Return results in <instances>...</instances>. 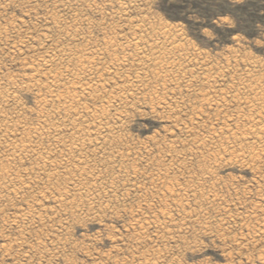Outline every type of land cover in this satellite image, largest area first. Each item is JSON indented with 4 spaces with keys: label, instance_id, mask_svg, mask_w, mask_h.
Wrapping results in <instances>:
<instances>
[{
    "label": "rangeland",
    "instance_id": "1",
    "mask_svg": "<svg viewBox=\"0 0 264 264\" xmlns=\"http://www.w3.org/2000/svg\"><path fill=\"white\" fill-rule=\"evenodd\" d=\"M215 1L167 0L166 4H162V0H0V90L4 88L6 91L0 92L4 95L0 96V99L5 98V102L0 100V118L3 115L5 117L0 121L3 129H6L9 124L7 121L11 119L13 122L21 121L20 123L25 124L30 122L29 126H24H27L26 128H33L38 124L35 119V113L38 111L35 112V94H43L46 81H43V77L40 78L43 79L42 83L38 81V75L33 83L38 81L37 84L41 83V86H34L35 89L31 83H26L27 74H31L32 69L39 67V71L43 73L48 66L47 70L52 73L63 71L60 73L64 79L62 81L68 82L72 77L65 69L68 67L74 71L75 65L66 63L67 59L59 55L60 51L88 52L93 48L92 52H95L89 59L90 65L87 66L94 68L91 67V72L85 73L89 75H83L86 77H82V83L93 86L95 92L98 90L100 95L97 92L91 97L82 96L80 101L85 98L83 102L86 104L82 101L80 103L88 104L90 108L97 110L101 109L100 107H108L105 109V121L112 127L109 126L112 132L107 134L91 132L89 136L75 135V138L70 136L69 127L65 128L66 132L60 133L61 136L45 134L46 138L42 135L38 140L18 134L13 142L11 133L7 135L6 130L0 128V145L4 147H0V172L8 171L6 178L0 173V185H4L3 188L0 186V196L4 199L0 198V264H264V144L244 135L242 118H238L245 117V121L250 113L251 106L246 104V101H249L252 95L248 96L250 91L247 87L252 79L254 82H251L250 86L255 83L251 87L257 86V93L261 92L260 89L264 91V0H227L233 4H244V7L236 12L235 18L229 15L215 16L214 10L210 8ZM226 28L234 29L235 32L230 35L222 30ZM162 33H167L168 36ZM136 42L141 46L135 47L133 44ZM85 46L86 48H83ZM173 46L177 48L172 50ZM121 48H124V51ZM153 48L163 60L162 75L166 77L163 76L161 81H164V85H161V81H155L151 75L157 71V66L144 62L151 55H157ZM167 51L173 53L169 52V55ZM97 56L99 65L95 62ZM137 56H140L139 59ZM59 61H64L65 64L61 66ZM92 62L95 65L91 64ZM168 63L171 65H166ZM138 66L145 71H140V68L137 70ZM50 67L59 69L52 71ZM170 68L174 70L171 71ZM140 72H145L143 76L149 77L145 76L144 84L149 83L144 87L134 85L133 78ZM165 78H168V81ZM9 79H13L10 84ZM257 82L260 83L259 86ZM167 83L171 84H168V88V85L165 86ZM116 85L118 88L124 85L128 91L119 92L117 95L119 89ZM27 86L31 90H28ZM66 86L64 85L65 90ZM132 86L135 89H132ZM36 87L40 91L36 90ZM9 88H12L14 93L18 92L15 94L17 96H13L16 101L6 102V94L12 92ZM64 88L61 85L57 91L63 94ZM35 91L38 92L34 93ZM115 95L124 98L122 108L119 107L120 104L110 100ZM235 95L239 99L234 98ZM245 96H248L246 100ZM125 98L126 102H129L126 105ZM107 100L109 105H105L108 104ZM17 104H22V108ZM110 105L116 106L109 108ZM55 108L51 109L53 113L59 111L58 107ZM109 112L111 115H107ZM25 115L26 118L18 117ZM59 117L58 120L52 119L50 123L54 122V126H58L63 120ZM228 125H232L230 130ZM236 127L239 128L235 130ZM57 137L59 140L55 143ZM61 137L64 142H61ZM10 142L34 145V153H23L24 157L23 154L20 156L16 153L12 160H17V156H20L19 163L18 160L9 162L7 159L11 158L12 154ZM39 142L44 152L42 147H38ZM67 142L70 143L69 146ZM7 143L8 150L3 152L7 149ZM61 143L63 144L60 145ZM59 145L64 150L66 160L62 150L58 148ZM64 145H67V148ZM77 146H80L79 149ZM50 151L53 156H49L52 154ZM78 152L82 153H79L80 157ZM38 153L43 161L47 162L46 165L39 162ZM59 153L62 157H59ZM66 154L75 157L71 160ZM83 157L87 162L83 161ZM1 158H5L6 162ZM110 160L114 163H110ZM27 161L32 165L27 164ZM66 161L71 163V166ZM78 162L82 165H77ZM60 165L73 169L69 171ZM44 166L47 167L43 168ZM31 169L35 171L31 172ZM85 171L89 173L86 174ZM75 172H78L77 175ZM103 184L109 187H102ZM10 189L13 191L11 194ZM16 189L18 195L14 194ZM4 190L8 191V194ZM45 190L53 192L49 195ZM54 191L60 197L57 194L53 197ZM43 192H46V195ZM39 193L43 196L38 195ZM76 193H79L78 196ZM15 195L17 197H14ZM73 196H76L77 200ZM87 200L91 201L87 203ZM77 204H80L82 209ZM89 204H92V207ZM27 213L31 218L27 217ZM17 215L21 216L18 218ZM40 215H43L44 219ZM23 216L26 217L25 220ZM34 217H39V221Z\"/></svg>",
    "mask_w": 264,
    "mask_h": 264
},
{
    "label": "bare ground",
    "instance_id": "2",
    "mask_svg": "<svg viewBox=\"0 0 264 264\" xmlns=\"http://www.w3.org/2000/svg\"><path fill=\"white\" fill-rule=\"evenodd\" d=\"M161 22V21H160ZM158 24H159V22H158ZM165 25H166V23H164ZM160 25V24H159ZM158 25V26H159ZM162 27H163V25H161ZM166 28H169V27H166ZM69 29V28H68ZM71 29V28H70ZM164 29V28H163ZM170 29H172V28H170ZM166 30V29H165ZM168 30V29H167ZM166 30V31H167ZM173 30V29H172ZM175 30V29H174ZM67 32H68V30H66ZM142 31V30H141ZM164 31V30H163ZM162 31V32H163ZM171 31H169V33H170ZM174 32V31H173ZM76 33H77V31H76ZM161 33V32H160ZM159 33V34H160ZM164 33V32H163ZM162 33V35H167V33L166 34H163ZM76 35V34H75ZM79 35H80V33H79ZM77 36H78V34H77ZM138 36V35H137ZM139 36H141V34L139 35ZM139 36H138V38H139ZM168 36V35H167ZM171 37H172V34L170 35ZM169 36V37H170ZM175 36V35H174ZM177 36V35H176ZM162 37V36H161ZM114 38V37H113ZM137 38V39H138ZM173 38V37H172ZM171 38V39H172ZM165 39H166V37H165ZM169 39V38H168ZM110 40V39H109ZM112 40V39H111ZM108 41V40H107ZM115 41V40H114ZM137 41H140V40H137ZM167 41L168 40H166V43H167ZM89 42V41H88ZM157 42V41H156ZM161 42V41H160ZM105 43H106V41H105ZM104 43V44H105ZM110 43V42H109ZM141 44H142V40H141V42H140ZM162 43V42H161ZM143 44H145V43H143ZM153 44V43H152ZM151 44V45H152ZM157 44H158V42H157ZM113 45V44H112ZM115 45V44H114ZM128 45V44H127ZM135 47H138L140 44L138 43V42H136V43H134L133 44ZM154 45V44H153ZM141 46V45H140ZM154 46H156V45H154ZM153 46V47H154ZM159 46V45H158ZM161 46V45H160ZM164 46V45H163ZM163 46H162V49H163ZM88 47V46H87ZM108 46H106V48H107ZM109 47H110V45H109ZM133 47V46H132ZM132 47H131V49H132ZM143 47H145V46H143ZM142 47V48H143ZM174 47V46H173ZM64 48V47H63ZM74 48V47H73ZM83 48H86V46L85 47H83ZM89 48V47H88ZM104 48V47H103ZM106 48H104V49H106ZM118 48V47H117ZM125 48V47H124ZM124 48L122 49L121 48V50H123L124 51ZM129 48V47H128ZM140 48V47H139ZM147 48V47H146ZM145 48V50H147ZM172 48V47H171ZM175 48H177V47H174V49H172V50H175ZM58 49H60L59 47H58ZM62 49V48H61ZM65 49V48H64ZM67 49V48H66ZM96 49H98L99 50V48H96ZM109 49V48H108ZM111 49H112V47H111ZM120 49V48H119ZM159 50H160V48H158ZM81 50V49H80ZM83 50H85V49H83ZM92 51L94 50V48L93 49H91ZM103 50V49H102ZM127 50V49H126ZM152 50H154V52H155V49L153 48ZM168 50V49H167ZM62 51V52H61ZM60 51V53H59V55L60 56H63L65 59H67V62L66 63H68L69 65L71 64H74L75 65V67H74V71L72 70V66L71 67H69V68H71V70L70 69H68V67L65 69L66 71L65 72H67L71 77V80H69L68 82H66V81H62V80H64V79H62V73L61 72H63V71H60L59 70V72L58 71H56V72H58V73H52L50 70H47V68H48V66H46L47 68H45L46 69V72L44 71V68H43V70L42 71H44L43 73H41L40 71H39V67L38 68H36L35 66H37V65H35L34 67V69H32L33 70V72L31 73V74H27L28 75V77H27V81H26V83L28 82V83H31V85H33V88H34V86H37V85H40L41 83H42V81L41 80H43V79H40L41 77H43L44 78V80L43 81H46V82H44L45 83V85H44V89H45V91H43V94L41 93H39L38 95L37 94H35L36 95V106H37V109L35 110V112L37 111V113H35V115H36V120H37V122H38V124H36L35 126L36 127H33V128H26V127H24L25 125H28L27 123L25 124V123H20V122H13V120L11 119V120H8L7 121V119H9V118H7L6 119V121L9 123L8 124V126H6L5 128V130H6V133L5 134H7V135H9V133H11V137H12V139H11V141L13 142L15 139V137H17L18 136V134H22V135H24V136H26V137H28V138H30V137H34L36 140H38V137H40V136H42V135H44V137L46 138V136H45V134H51V135H56V136H61L62 134H60L61 132H63V131H67L65 128H67V127H69V131L68 132H70L71 131V133H70V136L71 137H74L75 135H77V136H82V135H84V134H89V133H98L99 135L100 134H102V133H108L109 131H110V128H109V126L110 125H108V123L105 121V119H107V117H106V108H108V107H105V108H103V107H100L101 109H99V110H97V109H92V108H90V106L87 104V105H85L86 103L85 102H83V100L85 99L84 97V99L83 100H81L82 101V103H85L84 105H82L80 102V99L82 98V96H85V95H88L89 97H91L92 96V94L93 93H97L98 92V90H97V92H95L96 90H94L93 89V86H91V85H89L87 82H86V79H85V82L87 83V84H84V83H82V79L83 78H85L86 76H83V75H89V74H85L86 72H88V71H90L91 72V67L90 66H87V65H90V63H89V59H90V57L91 56H93V54H94V52H92V51H88V52H86V51H79V52H77V51H74L73 50V52L72 51H68V50H61ZM99 51H101V49L99 50ZM105 51H107V50H105ZM113 51H115L114 50V48H113ZM112 51V52H113ZM117 51V50H116ZM132 51H133V49H132ZM140 51H141V49H140ZM139 51V53H143V51H141L140 52ZM151 51V50H150ZM149 51V52H150ZM163 51V50H162ZM162 51H161V53H162ZM176 51H178L177 49H176ZM57 51H55V53H56ZM59 52V51H58ZM77 52V53H76ZM104 52V51H103ZM102 52V53H103ZM118 52V51H117ZM117 52H113V53H117ZM134 52V51H133ZM137 52V53H136ZM135 53H136V55L138 54V51H136ZM146 52H148V51H146ZM151 52H153V51H151ZM158 52V51H157ZM160 52V51H159ZM165 52V51H164ZM169 52L170 51H167L166 53H168L169 54ZM79 53V54H78ZM97 53V52H96ZM107 53H108V51H107ZM106 53V54H107ZM110 53V52H109ZM124 53V52H123ZM170 53H173V51L172 52H170ZM53 54V53H52ZM105 54V55H106ZM153 54V53H152ZM157 53L155 52V55H156ZM165 54V53H164ZM164 54H162V55H164ZM167 54V55H168ZM56 55V54H55ZM98 55V54H97ZM104 55V54H103ZM116 55V54H115ZM117 55H118V53H117ZM125 54H123V56H124ZM140 55V54H139ZM149 55V54H148ZM159 55H160V53H159ZM166 55V54H165ZM170 55V54H169ZM173 55V54H172ZM171 55V56H172ZM54 56V55H53ZM96 56V55H95ZM131 56V55H130ZM145 56H147V55H145ZM150 56V55H149ZM157 56V57H156ZM155 57H153V55H151V57L150 58H147L146 59V57H145V59H146V61H144V62H146L147 64H152V65H154V66H157V71L155 70L154 72H152L151 73V75H152V77L155 79V81L157 80L158 82L159 81H161V79H163L164 77H166V76H164V75H162V73H163V71H162V65H163V60H161L159 57H161V55L158 57V54L156 55ZM48 57V56H47ZM98 57V56H97ZM105 57V56H104ZM103 57V58H104ZM117 57V56H116ZM135 57V56H134ZM138 57V56H137ZM140 57V56H139ZM139 57H138V59H139ZM165 57H167V56H165ZM175 57V55L173 56V58ZM53 58V57H52ZM55 58H56V56H55ZM63 58V59H64ZM103 58H101V59H103ZM111 58V57H110ZM122 58V57H121ZM124 58V57H123ZM129 58V57H128ZM142 58V57H141ZM172 58V59H173ZM51 59V58H50ZM98 59H99V57L97 58V61H95V62H97V64H98ZM109 59V58H108ZM118 59H120V58H118ZM169 59H171L170 58V56H169ZM56 60H57V62H58V59L56 58ZM55 60V61H56ZM61 60V59H60ZM114 60V59H113ZM126 60H127V57H126ZM165 60H167V58L165 59ZM42 61V60H41ZM92 61H93V59H92ZM128 61V60H127ZM142 61V62H143ZM169 61V60H168ZM171 61V60H170ZM43 62V61H42ZM42 62H40L41 64H42ZM56 62V63H57ZM117 62V61H116ZM143 62V64L145 65L146 63H144ZM167 61H165V63H166ZM178 62V61H177ZM39 63V64H40ZM47 63V62H46ZM45 63V64H46ZM60 63H62V62H60L59 61V65H60ZM63 63H64V61H63ZM63 63L61 64V66L63 65ZM99 63H100V61H99ZM111 63H115V62H112L111 61ZM124 63V62H123ZM141 63V61L139 62V64ZM173 63H175V62H173ZM172 63V64H173ZM40 64V65H41ZM45 64L43 65V66H45ZM48 64V63H47ZM65 64V63H64ZM67 64V65H68ZM91 64H93V62L91 63ZM117 64V63H116ZM115 64V65H116ZM138 64V65H139ZM178 64V63H177ZM52 65V64H51ZM55 65V64H54ZM68 65V66H69ZM93 65H95V63L93 64ZM99 65V64H98ZM120 64H118V66H119ZM143 65V66H144ZM166 65H169V63L168 64H166ZM165 65V66H166ZM170 65H171V63H170ZM169 65V66H170ZM55 66H57V65H55ZM113 66V65H112ZM121 66V65H120ZM126 66V65H125ZM140 66V65H139ZM137 67V70H138V68H140V67ZM143 66H141V67H143ZM148 66V65H147ZM164 66V65H163ZM173 66H175L174 64H173ZM177 66V65H176ZM175 66V67H176ZM98 67V66H97ZM97 67H95L96 69H97ZM116 67V66H115ZM122 67V66H121ZM146 67V66H145ZM149 67V66H148ZM172 67V66H171ZM51 68V70L52 71H54L53 69H55V68H53L52 69V67H50ZM57 69H55V70H58L59 68L58 67H56ZM62 68V67H61ZM92 68H94V67H92ZM117 68V67H116ZM124 68V67H123ZM163 68H165V67H163ZM167 68V67H166ZM40 69H41V66H40ZM95 69V70H96ZM117 69H119V68H117ZM155 69V68H154ZM168 69V68H167ZM62 70H64L63 68H62ZM140 71L141 70H144V68L142 69V68H140L139 69ZM170 70H171V68H170ZM174 70V69H173ZM173 70H171V71H173ZM176 70V69H175ZM30 71H31V69H30ZM30 71L28 72V73H30ZM50 71V72H49ZM93 71H94V69H93ZM98 71V70H97ZM116 71V70H115ZM145 71V70H144ZM170 71V72H171ZM95 72V71H94ZM93 72V73H94ZM165 72V71H164ZM166 72H167V70H166ZM61 73V74H60ZM96 73V72H95ZM138 73V72H137ZM26 74V73H25ZM66 74V73H65ZM145 74V72H142V74H141V72H140V74H136V76H134V85L136 86V84L138 85V86H140V85H142L143 87L144 86H146L145 84H147V83H149V82H146L145 84H144V78H145V76H147V75H145V76H143ZM164 74V73H163ZM167 74V73H166ZM39 75V76H38ZM64 75V74H63ZM69 75H67V76H69ZM168 75H169V72H168ZM37 76H38V79H37ZM164 76V77H163ZM64 77V76H63ZM83 77V78H82ZM94 77V76H93ZM92 77V78H93ZM97 77H99L98 75H97ZM244 77H246V76H244ZM252 77V76H251ZM9 78V77H8ZM25 78H26V76H25ZM66 78V77H65ZM96 78V77H95ZM146 78H149L148 76L146 77ZM168 78H169V76H168ZM168 78H165L166 80L168 79ZM4 79H6V77H4L3 78V80ZM16 79V78H15ZM23 79H24V77H23ZM22 79V80H23ZM40 80L41 81V83L40 84H37V82L34 84L33 82H35L34 80ZM98 79V78H97ZM130 79V78H129ZM252 79V78H251ZM1 80V79H0ZM8 80V79H7ZM13 80V79H12ZM11 79H9V84L11 83V81H12ZM21 80V79H20ZM90 80V79H89ZM91 80H93V79H91ZM95 80V79H94ZM131 80V82H133ZM5 81V80H4ZM163 81V80H162ZM161 81V85L163 84L164 85V81L162 82ZM168 81V80H167ZM166 81V82H167ZM169 81H170V79H169ZM172 81H174V80H172ZM172 81H171V83H172ZM242 81V80H241ZM251 81V80H250ZM1 82V81H0ZM18 82V81H17ZM96 82H98V81H96ZM123 82V81H122ZM121 82V83H122ZM130 82V81H129ZM165 82V83H166ZM246 82V81H245ZM248 82V81H247ZM251 82H254L253 81V79H252V81ZM250 82V84H252ZM4 83H6V81L4 82ZM8 83V82H7ZM19 83H20V81H19ZM19 83H17V84H19ZM100 83V82H99ZM120 83V84H121ZM124 83H125V81H124ZM128 83V82H127ZM151 83V82H150ZM244 83V82H243ZM3 84V83H2ZM14 84H16L15 82H14ZM92 84V83H91ZM131 85H132V83H130ZM130 84H128L129 86H130ZM169 83H167L165 86H167ZM241 84V83H240ZM245 84H247L248 85V83H245ZM250 84L247 86L248 88H249V91H250V93L248 94L247 93V91H246V94H248V96H250V94H252L251 95V97H250V100H249V98H248V100L249 101H246V104H250V106H251V109H250V117H249V114H247L248 116H246V120L244 121L243 120V118L245 119V117H238V118H242V121H243V126H242V128L244 127L245 128V131H244V135H247V137L249 136L250 137V139L251 140H254V141H256L257 143H261V144H264V124H263V122H264V91L262 92V90L263 89H260L261 90V92H260V90H258L260 93H257L256 92V90L255 89H257L258 87L257 86H255L254 88H252L253 87V85H255V83H253V85H251L250 86ZM256 84H258V82L256 83ZM260 84V83H259ZM259 84H258V86H259ZM12 85V84H11ZM23 85H24V83H23ZM27 85V84H26ZM25 85V86H26ZM30 84H28V86H29ZM61 85H63V88H64V85H67L66 86V90H65V88L63 89L65 92H63V94H60L57 90H58V88L61 86ZM98 85V84H97ZM126 85V84H125ZM128 85L126 86V87H128ZM148 85V84H147ZM150 85V84H149ZM169 85H171V84H169ZM169 85L167 86V88L169 87ZM243 84H241V86H242ZM6 86V85H5ZM10 86V85H9ZM8 86V87H9ZM27 86V87H28ZM41 86V85H40ZM39 86V87H40ZM121 86V85H120ZM165 86L163 87V88H165ZM173 86V85H172ZM171 86V87H172ZM250 86V87H249ZM1 87H2V85H1ZM1 87H0V89H1ZM12 87V86H11ZM15 87V86H14ZM32 87V86H31ZM38 87V86H37ZM36 87V90H39L40 91V89H41V87H40V89H38ZM96 87V86H95ZM116 87H117V85H116ZM115 87V89L117 90V88ZM141 87V86H140ZM175 87V86H174ZM262 87V86H261ZM16 88V87H15ZM26 88V87H25ZM29 88L30 87H28V90H29ZM97 88V87H96ZM100 88V87H99ZM98 88V89H99ZM130 88V87H129ZM132 89H135V88H133V86L131 87ZM138 88V87H137ZM146 88V87H145ZM166 88V89H167ZM4 88H2V90H3ZM10 89V88H9ZM8 89V90H9ZM12 89V88H11ZM10 89V90H11ZM20 89H23V88H20ZM35 89V88H34ZM119 90H117V92H116V90H115V92L117 93V95L119 94V92H121V93H125L126 91H128L127 89H125V86L123 85V86H121L120 88H118ZM132 89L130 90L129 89V91H132ZM238 89H239V87H238ZM244 89V88H243ZM2 90H0V92L2 91ZM5 90V89H4ZM3 90V91H4ZM6 90H7V88H6ZM13 90V89H12ZM11 90V91H12ZM14 90H16V89H14ZM30 90H31V88H30ZM43 90V89H42ZM62 90V91H63ZM143 90H145V89H143ZM175 90V89H174ZM59 91H61V89L59 90ZM166 91V90H165ZM167 91H168V89H167ZM229 91V90H228ZM232 91H233V89H232ZM4 92H6V91H4ZM13 93H14V91H12ZM12 92H10V93H8V94H6V97H7V100H6V102H8V101H16L15 100V97H13V96H17V95H15V94H18V92L17 93H14V95H13V93ZM38 92V91H37ZM36 91L34 92V93H37ZM114 92V91H113ZM114 92V93H115ZM134 92V91H133ZM243 92V91H242ZM245 92V91H244ZM243 92V93H244ZM12 93V94H11ZM113 93V94H114ZM130 94H131V92H129ZM135 93V92H134ZM233 93H235V92H233ZM233 93H231V94H233ZM240 92H238V94H239ZM2 94V93H1ZM0 94V96H4V95H1ZM98 94H99V92H98ZM112 94V95H113ZM129 94V95H130ZM138 94V93H137ZM236 95H237V93H235ZM245 94V95H246ZM94 95V94H93ZM100 95V94H99ZM98 95V96H99ZM122 95V94H121ZM121 95L120 96H112V98L113 99H110V100H114V103H117L118 105L120 104V106L119 107H123L121 104H123L124 102H123V100H124V98L122 97V99H121ZM126 95V94H125ZM124 95V96H125ZM234 95V94H233ZM236 95H235V97L234 98H236ZM241 94H239V96H240ZM97 96V95H96ZM126 96H128V95H126ZM131 96V95H130ZM133 96V95H132ZM225 96V95H224ZM228 96H230V95H228ZM227 96V97H228ZM239 96H237V97H239ZM248 96H245L244 98V100H246L247 98L246 97H248ZM100 98H102L101 96H99ZM98 97V98H99ZM104 97V96H103ZM233 97V96H232ZM1 98V97H0ZM17 98V97H16ZM223 98V97H222ZM234 98H233V100H234ZM19 100H20V98H18ZM87 99V98H86ZM88 99H90V98H88ZM128 99V98H127ZM231 99V98H230ZM236 99H239V98H236ZM0 100H2V99H0ZM95 100H96V98H95ZM98 100V99H97ZM100 100V99H99ZM98 100V101H99ZM102 100H103V98H102ZM21 101V100H20ZM89 101H91V99L89 100ZM225 101H226V99H225ZM2 102H5V98L2 100ZM87 102V101H86ZM95 102V101H94ZM101 102V101H100ZM106 102H108V104H105V102H104V104L105 105H109V101L107 100ZM111 102V101H110ZM128 102V101H127ZM126 98H125V105H126ZM221 102V101H220ZM244 102V101H243ZM10 103V102H9ZM9 103H8V105H9ZM22 103V102H21ZM93 103V102H92ZM129 103V102H128ZM223 103V102H222ZM15 104V103H14ZM94 104V103H93ZM96 104V103H95ZM94 104V105H95ZM103 104V103H102ZM111 104V103H110ZM245 104V105H246ZM5 105H6V103H5ZM17 105H20V104H17ZM16 105V106H17ZM22 105V104H21ZM21 105H20V107H21ZM92 105V104H91ZM94 105H92L93 107H94ZM124 105V106H125ZM7 106V105H6ZM10 106H12V104L10 105ZM55 106L56 107H58L59 109V111H57V112H54L53 113V111L51 110V109H53V108H55ZM89 106V107H88ZM101 106V105H100ZM104 106V105H103ZM114 106H116V105H114ZM113 106V107H114ZM1 107V106H0ZM13 107V106H12ZM18 107V106H17ZM16 107V108H17ZM110 107H112L111 105L109 106V108ZM112 107V108H113ZM248 107L249 106H247V109H248ZM2 108V107H1ZM0 108V109H1ZM5 108V107H4ZM19 108V107H18ZM22 108V107H21ZM49 108H50V110H49ZM95 108V107H94ZM96 108H97V106H96ZM115 108V107H114ZM118 108V107H117ZM9 109V108H8ZM13 109H14V107H13ZM26 109V108H25ZM28 109V108H27ZM119 109V108H118ZM3 110H5V109H3ZM2 110V111H3ZM16 110V109H15ZM18 110V109H17ZM54 110H56V108L54 109ZM110 110V109H109ZM113 110V109H112ZM7 111V110H6ZM10 111H12V110H10ZM25 111H28V110H25ZM49 111V112H48ZM51 111V112H50ZM114 111H116V110H114ZM118 111V110H117ZM248 111V110H247ZM18 112V111H17ZM34 112V111H33ZM21 114H22V109H21V112H20ZM119 113V112H118ZM2 114V113H1ZM4 114H5V112H4ZM13 114H14V111H13ZM108 114H110V112L109 113H107V115ZM240 114V113H239ZM239 114H237V115H239ZM241 114H243V113H241ZM23 115H24V113H23ZM59 117V116H61L62 117V121H61V119H60V121H61V123H59V125L57 126H54V122H52V123H50L51 121H52V119H57V117ZM111 115V114H110ZM4 116V115H3ZM1 117V118H5V117ZM10 116H11V112H10ZM13 116V115H12ZM17 116V115H16ZM15 116V117H16ZM120 116V115H119ZM242 116V115H241ZM6 117H7V115H6ZM9 117V116H8ZM19 118H26V115H25V117H23V116H18ZM113 117V116H112ZM116 117H118V115L116 116ZM115 117V118H116ZM249 117V118H248ZM1 118H0V121H1ZM12 118V117H11ZM14 118V117H13ZM18 118V119H19ZM60 118V117H59ZM58 118V119H59ZM83 118H85L83 121H82V119ZM15 119V118H14ZM29 119V118H28ZM57 119V120H58ZM109 119V118H108ZM118 119H119V117H118ZM236 120H237V118H235ZM4 120V119H3ZM25 120V119H24ZM27 120V119H26ZM25 120V121H26ZM30 121V120H29ZM33 121V120H32ZM107 121H109V120H107ZM111 121V120H110ZM109 121V122H110ZM228 121V120H227ZM241 121V122H242ZM27 122H28V120H27ZM36 122V123H37ZM230 122V121H229ZM235 122V121H234ZM238 122V121H237ZM236 122V123H237ZM241 122H239V123H241ZM112 123V122H111ZM5 124V123H4ZM56 124V123H55ZM230 124V123H229ZM233 124V123H232ZM6 125V124H5ZM21 125V126H20ZM31 125V124H30ZM50 125V126H49ZM111 125H113V127H114V123H112ZM223 125V124H222ZM234 125V124H233ZM1 126V125H0ZM29 126V125H28ZM32 126H33V124H32ZM61 126H63L64 128H61ZM229 127V130H230V126H232V125H228ZM245 126H247V128L245 127ZM24 127V128H23ZM111 127V126H110ZM116 127V126H115ZM224 127V126H223ZM234 127V126H233ZM0 128H2L3 129V126H1ZM112 128V127H111ZM116 128H118V127H116ZM115 128V129H116ZM222 128V127H221ZM232 128V127H231ZM239 128V127H238ZM237 127L235 128V130H237L238 129ZM243 128V129H244ZM240 129H241V127H240ZM242 129V130H243ZM4 130V129H3ZM4 130V131H5ZM113 130V129H112ZM234 130V129H233ZM116 131V130H115ZM221 131V130H220ZM240 131V130H239ZM1 132V131H0ZM67 132V133H68ZM110 132H112V131H110ZM222 132H223V128H222ZM234 132H236V131H234ZM2 133V132H1ZM66 133V134H67ZM114 133V132H113ZM116 133V132H115ZM118 133V132H117ZM105 134V135H106ZM97 135V134H96ZM103 135V134H102ZM234 135V134H233ZM67 136H68V134H67ZM85 136V135H84ZM89 136V135H88ZM7 137V136H6ZM10 137V138H11ZM20 137V136H19ZM63 138H65L64 136H62ZM62 137L60 138V140H61V142L63 141L62 140ZM96 137V136H95ZM100 137V136H99ZM105 137V136H104ZM107 137V136H106ZM244 137V136H243ZM3 138H4V136H3ZM44 138V139H45ZM58 138V139H57ZM56 138V140H55V138H54V140H55V143H58V140H59V137H57ZM75 138V137H74ZM78 138V137H77ZM81 138V137H80ZM5 139L6 138H4V142H5ZM17 139V138H16ZM49 139H50V141H51V138L49 137ZM92 139V138H91ZM95 139V138H94ZM245 139H246V137H245ZM75 140H77V139H74V141ZM2 141H3V139H2ZM67 141V140H66ZM65 141V142H66ZM0 142H1V139H0ZM3 142V143H4ZM7 142H8V140H7ZM34 142H36L35 140H34ZM64 142V141H63ZM68 142H70V139H69V141ZM67 142V143H68ZM92 142V141H91ZM6 143V142H5ZM40 143V142H39ZM55 143H53V144H55ZM90 143V142H89ZM1 144V143H0ZM10 144H11V142H10ZM9 144V145H10ZM15 144H16V142H15ZM15 144H11V147L10 148H12V154H11V158H9V159H7V161H9V162H12V161H17L18 160V157L20 158V156H22V155H20V154H23V153H25V154H30V153H34L33 152V150H34V148H33V146L32 145H30V144H28V143H23V142H18L16 145ZM41 144V143H40ZM40 144H39V146L38 147H42V144H41V146H40ZM63 143H61L60 145H62ZM69 144L70 143H68V146H69ZM86 144V143H85ZM85 144H83V145H85ZM6 146H7V149L6 150H3V152L4 151H7L8 150V143L7 144H5ZM45 145V144H44ZM49 145V144H48ZM51 145V144H50ZM49 145V146H50ZM60 145H59V147L58 148H60ZM77 145V144H76ZM79 145H80V143H79ZM35 146H37V145H35ZM52 146V145H51ZM50 146V147H51ZM56 146H58L57 144H56ZM65 146V148H67L66 146L67 145H64ZM74 146V145H73ZM82 146V145H81ZM0 147H3V146H1L0 145ZM38 147H37V149H38ZM50 147H48V148H50ZM78 147V146H77ZM80 147V146H79ZM79 147H78V149H79ZM4 148V147H3ZM2 148V149H3ZM69 148V147H68ZM74 148V147H73ZM42 149V151L44 150L43 149V147L41 148ZM52 149V148H51ZM50 149V150H51ZM53 149H55L54 147H53ZM53 149H52V151H53ZM57 149V148H56ZM64 149V148H63ZM82 149V148H81ZM95 149V148H94ZM40 150V149H39ZM62 149L60 148V151H61ZM83 150V149H82ZM35 151H36V149H35ZM38 151V150H37ZM36 151V152H37ZM55 152H58V150L56 151V150H54ZM59 151V152H60ZM63 151V152H62ZM61 151V153H63V155L65 156V154H64V150H62ZM72 151V150H71ZM71 151L69 152V153H71ZM78 151V150H77ZM76 151V152H77ZM81 151V150H80ZM1 152V151H0ZM2 152V153H3ZM41 152V151H40ZM44 152V151H43ZM46 152L47 151H45V154H46ZM51 152V151H50ZM91 152V151H90ZM6 153V152H5ZM8 154H9V152H7ZM16 153H19V155L20 156H17V160H12L13 158H15V156L17 155ZM49 153V152H48ZM52 153V152H51ZM67 153H68V150H67ZM73 153H75V151L73 152ZM79 153H81V152H78V154ZM44 154V155H45ZM57 155V153H54V155ZM82 154V153H81ZM81 154H79L78 156L80 157L81 156ZM85 154V153H84ZM38 155L40 156V154L38 153ZM53 156V153L52 154H50L49 156ZM55 155V156H56ZM59 155H60V153H59ZM67 155V157H68V155L69 154H66ZM88 155V154H87ZM91 155V154H90ZM93 155V154H92ZM113 155V154H112ZM120 156H121V158H122V155L121 154H119ZM26 157H27V155H25ZM31 156V155H30ZM29 156V157H30ZM38 156V157H39ZM70 156V158H71V160H72V157L74 156H71V155H69ZM77 156V155H76ZM82 156H84V155H82ZM111 156V155H110ZM114 156V155H113ZM2 157H4V156H2ZM8 157H10V155L8 156ZM22 157H24V154H23V156ZM29 157L27 158V160H29ZM32 157V156H31ZM37 157V156H36ZM44 157V156H43ZM59 157H62L61 155L59 156ZM75 157V156H74ZM78 157V158H79ZM85 157V156H84ZM84 157H83V161H84ZM92 157V156H91ZM109 157V156H108ZM6 158H7V156H6ZM33 158H35V156L33 157ZM47 158H48V156H47ZM50 158V160H49V163L51 162V157H49ZM54 158H57V157H54ZM70 158H69V161H70ZM85 158H87V156L85 157ZM110 158V157H109ZM116 158H118V157H116ZM105 159H106V157H105ZM1 160H5V158H1ZM12 160V161H11ZM37 160H38V158H37ZM60 160V158H58V161ZM61 160H62V158H61ZM63 160H64V157H63ZM65 160H66V156H65ZM64 160V161H65ZM122 160H123V158H122ZM22 161V160H21ZM20 161V162H21ZM25 161H26V158H25ZM35 161V160H34ZM42 162V164L43 165H46L47 164V162H44L43 161V158H41V156H40V158H39V162ZM46 161H48V160H46ZM55 161V160H54ZM53 161V162H54ZM78 161V160H77ZM80 161H82L81 160V158H80ZM4 162H6V160L4 161ZM8 162V164H10ZM30 162H31V158H30ZM29 161H27V164L28 163H30ZM63 162V161H62ZM61 162V163H62ZM67 162V161H66ZM65 162V163H66ZM71 162V161H70ZM84 162H87V161H84ZM89 162V161H88ZM110 163L111 162H113V160L111 161H109ZM0 163H1V161H0ZM17 163H19V160H18V162ZM23 163V162H22ZM56 163V162H55ZM68 163V162H67ZM72 163H75V162H72ZM90 163V162H89ZM114 163V162H113ZM3 164V163H2ZM7 164V163H6ZM5 164V165H6ZM7 164V165H8ZM24 164V163H23ZM31 164V163H30ZM63 164V163H62ZM69 165L71 164V163H68ZM11 165V164H10ZM9 165V166H10ZM15 165H17V164H15ZM19 165V164H18ZM32 165V164H31ZM35 165H39V164H35ZM51 165H52V163H51ZM51 165L49 164V166H50V168H52L51 167ZM67 165V164H66ZM77 165H82L81 164V162H78L77 163ZM92 165V164H91ZM96 165V164H95ZM1 166H3V165H1ZM23 166V165H22ZM22 166H20V167H22ZM48 166V165H47ZM47 166H44L43 168H46ZM60 166H62V165H60ZM71 166V165H70ZM69 166V167H70ZM73 166H74V164H73ZM93 166V165H92ZM5 168H6V166H4ZM16 167V166H15ZM14 167V168H15ZM54 167H56V166H54ZM58 167V166H57ZM62 167H66L67 169L66 170H72L71 169V167L68 169V166H62ZM61 167V168H62ZM80 167V166H79ZM89 167H90V165H89ZM95 167V166H94ZM10 168V167H9ZM19 168V167H18ZM17 168V169H18ZM30 168H32V167H30ZM81 168V167H80ZM80 168H78V169H80ZM87 168V167H86ZM86 168H84V169H86ZM7 169V168H6ZM11 169H13V168H11ZM20 169V168H19ZM22 169H23V167H22ZM40 169V168H39ZM49 169V168H48ZM58 169H60V168H58ZM91 169V168H90ZM96 169V168H95ZM0 170H2V169H0ZM21 170V169H20ZM34 171H35V169H33ZM32 169L30 170L31 172L33 171ZM43 170V169H42ZM69 170V171H70ZM80 170H82V169H80ZM87 170H88V168H87ZM12 171V170H11ZM11 171H9V172H11ZM33 171V172H34ZM40 171V170H39ZM59 171V170H58ZM65 171V170H64ZM68 171V172H69ZM76 171H77V169H76ZM79 171V170H78ZM83 171V170H82ZM82 171H80V172H82ZM92 171H94V168L92 169ZM100 171V170H99ZM2 172V171H1ZM0 172V173H1ZM51 172V171H50ZM63 172V171H62ZM7 173H8V171H4V172H2V176H4L5 178L7 177ZM18 173V172H17ZM16 173V174H17ZM20 173V172H19ZM52 173H55V172H52ZM66 173V172H65ZM65 173H63V174H65ZM72 173V172H71ZM76 173V172H75ZM78 173V172H77ZM77 173H76V175H77ZM85 173H86V171H85ZM85 173H83V175L85 174ZM87 173H89V172H87ZM86 173V174H87ZM91 173V172H90ZM94 173V172H93ZM95 173H97V172H95ZM100 173V172H99ZM14 174V173H13ZM34 174V173H33ZM57 174V173H56ZM70 174V173H69ZM85 174V175H86ZM92 174V173H91ZM91 174H90V177H92L91 176ZM18 175V174H17ZM52 175V174H51ZM72 175V174H71ZM81 175V174H80ZM80 175H78V176H80ZM89 175V174H88ZM92 175H94V174H92ZM98 175V174H97ZM101 175V174H100ZM100 175H99V178H100ZM1 176V175H0ZM2 176H1V179H0V181L2 180ZM8 176L10 177V175L8 174ZM13 176V178H17L16 176L14 177V175H12ZM19 176H21V174L19 175ZM50 176V175H49ZM53 176H54V174H53ZM31 177V176H30ZM51 177V176H50ZM49 177V178H50ZM73 177H75V176H73ZM81 177H82V175H81ZM80 177V178H81ZM87 177V176H86ZM94 177H95V175H94ZM103 177V176H102ZM4 178V179H5ZM10 178H12V177H10ZM9 178V179H10ZM23 178V177H22ZM37 178V177H36ZM47 178V177H46ZM32 179V178H31ZM55 179V178H54ZM54 179L52 180V181H54ZM72 179V178H71ZM90 179V178H89ZM93 179V178H92ZM103 179V178H102ZM10 180H12V179H10ZM16 180V179H15ZM36 180V179H35ZM46 180H48V178L46 179ZM73 180V179H72ZM86 180V179H85ZM101 180V179H100ZM49 181V180H48ZM47 181V183H49ZM76 181V180H75ZM74 181V182H75ZM83 181V180H82ZM97 181H99L98 180V176H97ZM102 181V180H101ZM100 181V182H101ZM13 182H14V180H13ZM73 182V183H74ZM76 182H78V181H76ZM90 182V181H89ZM103 182V181H102ZM3 183V182H2ZM4 183H5V180H4ZM9 183V181L8 182H6V185ZM16 183H17V180H16ZM30 183V182H29ZM45 183H46V181H45ZM54 183H55V181H54ZM83 183V182H82ZM87 183V182H86ZM94 183V182H93ZM96 183H98V182H96ZM96 183H95V185H96ZM11 184H12V182H11ZM10 184V186H12ZM50 184V183H49ZM74 184H76V183H74ZM78 184H80V183H78ZM83 184H85V183H83ZM9 185V184H8ZM7 185V186H8ZM13 185H15L14 183H13ZM20 185V184H19ZM25 185H27V184H25ZM45 185V184H44ZM57 185H58V183H57ZM56 185V186H57ZM86 185V184H85ZM90 186H91V184H89ZM95 185H94V187H95ZM98 185L100 186V184L98 183ZM101 185H102V183H101ZM104 185L105 184H103V186L102 187H104ZM2 188H3V186L2 185H0ZM9 186V187H10ZM50 186H51V184H50ZM55 186V185H54ZM55 186V187H56ZM76 186V185H75ZM82 186V185H81ZM80 186V187H81ZM84 186V185H83ZM105 186H107L106 188H108L109 186L106 184ZM8 187V188H9ZM47 187V186H46ZM55 187H54V189H55ZM79 186H78V188H80ZM86 187V186H85ZM97 187V186H96ZM101 187V188H102ZM6 188V187H5ZM11 188V187H10ZM13 188V187H12ZM17 188V187H16ZM51 188H52V186H51ZM76 188V187H75ZM93 188V187H92ZM92 188H90V189H92ZM18 189V188H17ZM15 190L14 192V194H17L18 195V190ZM25 189V188H24ZM29 189V188H28ZM53 189V190H54ZM63 189H65V188H63ZM77 189V188H76ZM82 189V188H81ZM95 189H98V188H95ZM1 190V189H0ZM9 190V189H8ZM11 191H9L10 192V194H11V192L13 193V191H12V189H10ZM44 190V189H43ZM42 190V191H43ZM48 190V189H47ZM88 191H89V189H87ZM86 190V191H87ZM5 191V190H4ZM21 191H23V190H21ZM21 191H19L20 192V194L22 193ZM35 191V190H34ZM46 191V190H45ZM60 191V190H59ZM65 191V190H64ZM74 191V190H73ZM77 191H79V190H77ZM81 191V190H80ZM86 191L85 192H83L84 194L86 193ZM106 191H107V189H106ZM8 191H5V193H7ZM47 192V191H46ZM46 192H43V193H45V195H46ZM49 192V193H48ZM47 192V194H51L50 192H53V191H48ZM75 192V191H74ZM95 192V191H94ZM98 192V191H97ZM102 192V191H101ZM1 193H2V191H1ZM62 193V192H61ZM65 193H67V192H65ZM91 194H92V192H90ZM103 193V192H102ZM8 194V193H7ZM7 194H5V195H7ZM19 194V195H20ZM54 194H55V191H54V193H53V197H54ZM57 195H58V193H56ZM55 194V195H56ZM77 194H79V193H76L75 195H77ZM91 194H90V196H91ZM99 194H100V191H99ZM0 195H2V194H0ZM24 195V197H25V194H23ZM22 195V196H23ZM38 195H42V194H38ZM37 194H36V196H38ZM61 195V194H60ZM62 195H63V193H62ZM93 195V194H92ZM43 196V195H42ZM59 196V195H58ZM67 196V195H66ZM65 196V197H66ZM69 196V195H68ZM78 196V195H77ZM85 196V195H84ZM86 196H87V194H86ZM96 196V195H95ZM3 197V196H2ZM6 197H8V196H6ZM14 197H17L16 195L14 196ZM19 197V196H18ZM45 197V196H44ZM50 197V196H49ZM60 197V196H59ZM59 197H56V199L57 198H59ZM65 197H63V198H65ZM74 198L76 197V196H73ZM80 197H82V195H80ZM88 197V196H87ZM86 197V198H87ZM97 197V196H96ZM96 197H94V198H96ZM0 198H1V196H0ZM32 198H34V197H32ZM36 198H38V197H36ZM41 198H43V197H40V199ZM45 198H48V197H45ZM67 198H69V197H67ZM83 198V197H82ZM81 198V199H82ZM89 198V197H88ZM93 198V199H94ZM1 199H3V198H1ZM0 199V200H1ZM5 199H7V198H5ZM9 199H10V197H9ZM49 199V198H48ZM55 199V198H54ZM53 199V200H54ZM76 199V198H75ZM74 199V200H75ZM78 199H80V198H78ZM80 199V200H81ZM92 199V198H91ZM4 200V199H3ZM11 200V199H10ZM32 200H34V199H32ZM31 200V201H32ZM39 200V199H38ZM47 200V199H46ZM51 200H52V196H51ZM61 200H62V198H61ZM66 200V199H65ZM64 200V201H65ZM73 200V199H72ZM73 200V201H74ZM77 200V199H76ZM79 200V201H80ZM85 200V199H84ZM95 200V199H94ZM36 201V200H35ZM40 201H42V200H40ZM45 201V200H44ZM56 201V200H55ZM78 201V202H79ZM89 200H87V203H89L88 202ZM5 202V201H4ZM12 202V201H11ZM33 202V201H32ZM57 202V201H56ZM58 202H59V200H58ZM69 203H70V201H68ZM67 202V203H68ZM77 202V201H76ZM6 203V202H5ZM38 203V202H37ZM40 203V202H39ZM65 203V202H64ZM72 203H74V202H72ZM60 204V203H59ZM85 204V206L87 205L86 203H84ZM83 204V205H84ZM2 205V204H1ZM29 205V204H28ZM27 205V206H28ZM36 205V204H35ZM64 205V204H63ZM73 205H75V204H73ZM77 205H79L80 206V204H77ZM90 205V204H89ZM88 205V206H89ZM92 205V204H91ZM90 205V206H91ZM31 206V205H30ZM81 206H82V203H81ZM81 206H80V208H81ZM34 207V206H33ZM61 207V206H60ZM69 207V206H68ZM72 207V206H71ZM76 207V206H75ZM83 208H85L84 206H82ZM92 207V206H91ZM63 208V207H62ZM65 208V207H64ZM63 208V209H64ZM90 208V207H89ZM88 208V209H89ZM30 209H31V207H30ZM68 209V208H67ZM75 209V208H74ZM73 209V210H74ZM76 209H78V208H76ZM82 209V208H81ZM91 209V208H90ZM33 210V209H32ZM31 210V211H32ZM43 209H41V211H42ZM46 210V209H45ZM66 210V209H65ZM64 210V211H65ZM86 210V209H85ZM92 210V209H91ZM44 211V210H43ZM42 211V212H43ZM72 211V210H71ZM75 211H78V210H75ZM80 211V210H79ZM24 212V211H23ZM22 212V213H23ZM26 212H28L27 210H26ZM35 212V211H34ZM42 212H40V213H42ZM45 212V211H44ZM49 212V211H48ZM67 212V211H66ZM74 212V211H73ZM15 213V212H14ZM25 213V212H24ZM39 213V214H40ZM71 213V212H70ZM30 214V213H29ZM32 214V213H31ZM43 214V213H42ZM67 215V214H66ZM69 215V214H68ZM73 215V214H72ZM72 215H70V216H72ZM16 216V215H15ZM19 216H21V215H19ZM19 216L17 215V217L19 218ZM34 216V215H33ZM37 216V215H36ZM35 216V217H36ZM16 217V218H17ZM27 217H30V216H28V213H27ZM34 217V218H35ZM40 217L42 218V219H44L43 218V215L41 216L40 215ZM45 217V216H44ZM5 218V217H4ZM22 218V217H21ZM20 218V219H21ZM23 218H24V216H23ZM26 218V217H25ZM25 218H24V220H25ZM31 218V217H30ZM33 218V219H34ZM39 218V217H38ZM37 218V219H38ZM36 219V218H35ZM36 219V220H37ZM32 220V219H31ZM23 221V220H22ZM33 221V220H32ZM37 221H39V219L37 220ZM41 221V220H40ZM8 222V221H7ZM28 222V221H27ZM34 222V221H33ZM36 222V221H35ZM49 222V221H48ZM37 223V222H36ZM40 223V222H39ZM31 224H33V223H31ZM41 225H42V223H40ZM16 225V224H15ZM18 227V226H17ZM50 227V226H49ZM26 231V230H25ZM29 233H31V232H29ZM12 243V242H11ZM41 245V244H40ZM56 245V244H55ZM59 245V244H58ZM22 246V245H21ZM13 247V246H12ZM59 248V247H58ZM61 248V247H60ZM63 248V247H62ZM6 251V250H5ZM8 251H9V249H8ZM61 252V251H60ZM44 253V252H43ZM49 254V253H48ZM51 256V255H50ZM45 257V256H44ZM262 257V256H261ZM262 261H263V263H264V257H263V259H262ZM46 262V261H45ZM147 262V261H146ZM149 262V261H148ZM155 264V263H154ZM157 264V263H156ZM159 264V263H158Z\"/></svg>",
    "mask_w": 264,
    "mask_h": 264
},
{
    "label": "trees",
    "instance_id": "3",
    "mask_svg": "<svg viewBox=\"0 0 264 264\" xmlns=\"http://www.w3.org/2000/svg\"><path fill=\"white\" fill-rule=\"evenodd\" d=\"M244 7V4H233L227 0H216L215 3L210 6L212 10L215 12V16H225L229 15L231 17L235 18L236 12L239 11ZM227 32H229L230 35H232L235 30L234 29H222Z\"/></svg>",
    "mask_w": 264,
    "mask_h": 264
},
{
    "label": "snow or ice",
    "instance_id": "4",
    "mask_svg": "<svg viewBox=\"0 0 264 264\" xmlns=\"http://www.w3.org/2000/svg\"><path fill=\"white\" fill-rule=\"evenodd\" d=\"M167 3V0H162V4H166Z\"/></svg>",
    "mask_w": 264,
    "mask_h": 264
}]
</instances>
